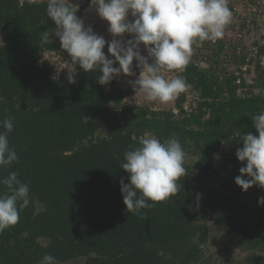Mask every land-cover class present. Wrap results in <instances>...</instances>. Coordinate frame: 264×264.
Masks as SVG:
<instances>
[{
	"label": "trees",
	"instance_id": "16d2710c",
	"mask_svg": "<svg viewBox=\"0 0 264 264\" xmlns=\"http://www.w3.org/2000/svg\"><path fill=\"white\" fill-rule=\"evenodd\" d=\"M46 7L47 0H0V121L15 118L9 141L18 155L0 176L15 171L30 188L19 222L0 233V264H39L46 253L60 264H264V187L244 191L234 181L246 163L235 155L239 137L258 135L251 117L264 110L260 59L259 91L243 89L217 53L204 64L193 56L181 73L198 95L192 103L182 93L175 109L135 105L119 77L100 85L98 70L77 65L76 83H68L67 69L46 57L71 63L59 38L42 40L56 27ZM104 52L112 58L107 45ZM148 134L179 137L188 172L177 195L133 215L120 162ZM220 243L224 255L212 262L208 248Z\"/></svg>",
	"mask_w": 264,
	"mask_h": 264
},
{
	"label": "clouds",
	"instance_id": "9594fccd",
	"mask_svg": "<svg viewBox=\"0 0 264 264\" xmlns=\"http://www.w3.org/2000/svg\"><path fill=\"white\" fill-rule=\"evenodd\" d=\"M108 22L112 39L107 41L91 25L77 15L79 4L71 0H47V17L55 24L54 32L45 31L42 40L59 38L61 49L71 57L67 69L68 83H76L77 65L84 72L99 71L98 83L109 85L121 74L136 76L132 81L136 92L147 101L168 104L186 93L191 85L181 75L191 63L193 45L203 41L215 43L223 39L233 21L228 0H91L89 10ZM132 17L133 19H129ZM125 34L131 38L125 39ZM0 45L4 41L0 38ZM107 45L108 53L104 48ZM141 45L147 55L142 54ZM137 63L134 65L133 61ZM118 62V67L114 66ZM165 72L176 75L168 77ZM3 97H0L2 100ZM14 117L0 121V169L7 170L18 161L9 135L14 129ZM258 132L243 134L242 147L236 157L246 162L239 169L235 183L247 191L253 185L264 187V110L251 117ZM186 152L175 134L162 140L154 134L140 139L139 146L124 153L120 162L129 183L121 178V193L127 213L143 215L141 210L152 208L177 195L187 175ZM247 176L248 178H245ZM0 233L16 225L20 213L30 204V188L15 171L0 176ZM200 194L197 193V200ZM264 203V197L259 198ZM201 248L203 244L199 245ZM39 264H60L50 254H44Z\"/></svg>",
	"mask_w": 264,
	"mask_h": 264
},
{
	"label": "built area",
	"instance_id": "2783aa9c",
	"mask_svg": "<svg viewBox=\"0 0 264 264\" xmlns=\"http://www.w3.org/2000/svg\"><path fill=\"white\" fill-rule=\"evenodd\" d=\"M228 6L233 12V21L224 38L215 43L195 44L193 56L204 64L220 53L228 69L238 76L237 82L245 80L243 89H251L249 85L258 79L256 61L260 59L264 66V55L259 54L264 43V0H228Z\"/></svg>",
	"mask_w": 264,
	"mask_h": 264
},
{
	"label": "rangeland",
	"instance_id": "374dc122",
	"mask_svg": "<svg viewBox=\"0 0 264 264\" xmlns=\"http://www.w3.org/2000/svg\"><path fill=\"white\" fill-rule=\"evenodd\" d=\"M86 9L87 8H85L84 10L86 11ZM81 18L84 19L85 26L92 25L93 30L95 32L98 30L97 28H95V25H93L91 23L92 21L90 22L89 20H86V18L84 16H82ZM0 38H1V36H0ZM46 57L52 62V64L54 65V67L57 70L62 69L63 67H65L66 65L69 64L68 61L66 60V58L64 56H61V55L48 53L46 55ZM138 75H139V72L136 73V76H138ZM165 75L168 77H171L173 75H176V73L165 72ZM136 76H127V75H123V74H121L119 76V79L121 80V82L123 83V86L125 88V93H126L125 98L128 102H131V103H134L135 105H140V106L141 105L149 106V107H152L155 109H172V108L175 109V107H176L175 101L168 103V104H161L158 101L151 102V101H147L144 98V95L142 93H140L138 91L136 92V90L134 89L133 84H132V81H134L136 79ZM259 84L260 83H259L258 79H256L252 83V85H249V87L251 89H253V91H259ZM186 93H187V99L189 100L190 103H192L196 99V97H198V95L195 92H192L190 90H188ZM219 163H221V162L219 161ZM224 246H225L224 243H220L217 245L210 246L208 248L207 255H210V254L212 255V257H211L212 262L215 261L217 258H220L224 255V250L222 249V248H224ZM81 261L82 260H80V262H77L74 260V261L65 262L63 264H81ZM211 261H210V263H211Z\"/></svg>",
	"mask_w": 264,
	"mask_h": 264
},
{
	"label": "crops",
	"instance_id": "0c3cea01",
	"mask_svg": "<svg viewBox=\"0 0 264 264\" xmlns=\"http://www.w3.org/2000/svg\"><path fill=\"white\" fill-rule=\"evenodd\" d=\"M71 0L72 3L75 4H79V8H81L83 6V4L87 1V0ZM86 11L84 14V17L86 18V20H89L93 25H95V28H97L98 30L96 31L97 34L103 36L107 41H110L113 37L112 35L108 32V22L101 19L95 9L93 8L92 10H89V7H86ZM129 19H133L132 17H129ZM92 26V25H91ZM131 38L130 34H125V39H129ZM198 44V43H197ZM195 45V44H194ZM194 45H193V49H194ZM141 50H142V54L147 55L146 51L143 49V45H141Z\"/></svg>",
	"mask_w": 264,
	"mask_h": 264
}]
</instances>
